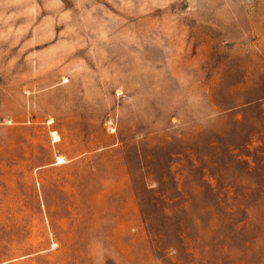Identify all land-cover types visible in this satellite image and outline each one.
<instances>
[{
  "label": "rangeland",
  "instance_id": "obj_1",
  "mask_svg": "<svg viewBox=\"0 0 264 264\" xmlns=\"http://www.w3.org/2000/svg\"><path fill=\"white\" fill-rule=\"evenodd\" d=\"M0 264H264V0H0Z\"/></svg>",
  "mask_w": 264,
  "mask_h": 264
},
{
  "label": "bare ground",
  "instance_id": "obj_2",
  "mask_svg": "<svg viewBox=\"0 0 264 264\" xmlns=\"http://www.w3.org/2000/svg\"><path fill=\"white\" fill-rule=\"evenodd\" d=\"M64 161L62 160V159H59V163L61 164V163H63Z\"/></svg>",
  "mask_w": 264,
  "mask_h": 264
}]
</instances>
